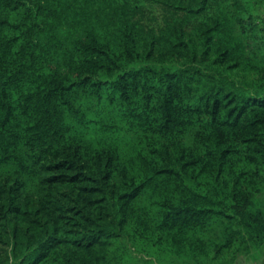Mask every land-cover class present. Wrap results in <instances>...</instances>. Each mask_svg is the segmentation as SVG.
<instances>
[{
    "label": "trees",
    "instance_id": "16d2710c",
    "mask_svg": "<svg viewBox=\"0 0 264 264\" xmlns=\"http://www.w3.org/2000/svg\"><path fill=\"white\" fill-rule=\"evenodd\" d=\"M263 250L264 0H0V264Z\"/></svg>",
    "mask_w": 264,
    "mask_h": 264
},
{
    "label": "crops",
    "instance_id": "0c3cea01",
    "mask_svg": "<svg viewBox=\"0 0 264 264\" xmlns=\"http://www.w3.org/2000/svg\"><path fill=\"white\" fill-rule=\"evenodd\" d=\"M242 264H264V250H263L259 260L257 261V263L254 261H247V262H244Z\"/></svg>",
    "mask_w": 264,
    "mask_h": 264
}]
</instances>
